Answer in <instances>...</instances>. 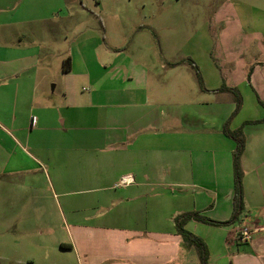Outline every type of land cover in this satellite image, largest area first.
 <instances>
[{
    "label": "crops",
    "instance_id": "crops-1",
    "mask_svg": "<svg viewBox=\"0 0 264 264\" xmlns=\"http://www.w3.org/2000/svg\"><path fill=\"white\" fill-rule=\"evenodd\" d=\"M37 1L0 0V264H200L179 257L173 218L231 217L229 118L245 137L243 209L229 225L185 228L207 244L208 263L264 264V0H232L234 31L211 17L173 60L158 32L163 0L142 2L144 22L112 0L120 22L109 27L84 0ZM109 28L133 32L128 46ZM53 49L64 52L57 70ZM188 59L205 89L182 69ZM223 85L241 95L234 115Z\"/></svg>",
    "mask_w": 264,
    "mask_h": 264
},
{
    "label": "rangeland",
    "instance_id": "rangeland-1",
    "mask_svg": "<svg viewBox=\"0 0 264 264\" xmlns=\"http://www.w3.org/2000/svg\"><path fill=\"white\" fill-rule=\"evenodd\" d=\"M41 1L42 0H38L37 2H41ZM65 1H67V3L70 2L73 3L75 8L79 7V4L74 3L75 2L74 0H65ZM76 1L78 2V0ZM146 1H151V0H129V2L125 0L124 4H120L119 6L122 8V10L124 8H126V10L132 9L134 12H136V17L140 19L141 22H144V17L142 15L141 10H142V2H146ZM163 1H164L163 23L165 27H163L162 29L160 28L158 32L163 38V45H162L163 55L165 56V58L169 60H173L175 59V57L182 56V51L179 49H182L181 47L183 43L187 42V38H189L190 35L194 33V30L196 29L199 30L200 28H202L205 25V22L209 23L208 21H210L211 17H215V19L218 20L220 19L219 17L222 15L224 17L222 19H224L223 21L226 24L225 26H227V29L230 32L234 31L235 19L231 9L232 0H163ZM45 2L49 4L47 8H50L53 5L54 6L57 5L60 2V0H45ZM96 2H98V0H84V3L87 4L89 7H91L98 16V17L96 16V19H94V23L96 22L99 25V23H101L102 21L104 25L106 24L109 27L110 24L112 23L115 24L120 22L114 20V16L112 15L113 13L116 12V8H117L116 6H114V2L112 0H100V5L96 4ZM65 10L72 11L69 8L66 9V7H64L63 10L57 11L58 14L57 12L56 14H54V19H47L45 23L49 25H52L54 23L53 25H55V21L57 20L56 19L57 15L59 16L67 15V11L65 12ZM75 18H76L75 16L71 18H66L67 23L73 22L72 24L74 25L75 23H77ZM123 21L121 22L124 23ZM166 25H169V27H167ZM223 27L222 26L218 27L217 32L221 31ZM109 32L115 33L118 37L117 40H114L112 38L113 42L119 41V39L123 41V44H121L123 47L128 46L130 34L131 35L133 34V32H129V31H125L123 34L121 31H110V28H109ZM223 32H227V30H224ZM154 33L155 32H147L148 37L152 41L156 40V36L154 35ZM119 34H121L120 37L118 36ZM196 34L198 35L199 31H196ZM166 38L169 41V43L176 45V48L173 49L171 46H168V41L166 40ZM58 43L59 44L56 45L54 44V45L60 46L61 48L66 47L65 39L61 38L60 42ZM175 49L177 51V54H174L175 56L173 58H169L168 54L173 52ZM156 51H157V55L160 56V51L158 47L156 48ZM62 53H64L63 49H59V50L53 49V52L50 54L53 69L57 70V67L59 65L58 57ZM182 69L187 71L188 75L190 76V79L192 80L195 79L196 81V73L192 66L187 64L186 67H182ZM60 201L61 202L63 201L62 197H60ZM87 214L91 215L90 212H88ZM164 225H168V226L170 225V221L169 220L167 221L166 218L164 220ZM175 234L178 236L177 238L179 240V244L174 243V245L177 247L179 246V248L181 249V253L179 257H181L182 259H187L188 262H194V263L198 262L196 247L194 245H188L181 237V235L178 234L177 232ZM166 246H168L167 248H173V244L170 245L165 243V247ZM53 259L58 260L59 258H53ZM226 263L227 261L224 258H220L219 256H212L211 258H209V264H226Z\"/></svg>",
    "mask_w": 264,
    "mask_h": 264
},
{
    "label": "trees",
    "instance_id": "trees-1",
    "mask_svg": "<svg viewBox=\"0 0 264 264\" xmlns=\"http://www.w3.org/2000/svg\"><path fill=\"white\" fill-rule=\"evenodd\" d=\"M188 61L195 70L199 86L202 89H205V87L203 86V82L198 66L193 60L188 59ZM68 67H69V59H66L63 69L67 71ZM217 90L230 91L234 95L236 101V106L232 113V115H234L239 110L242 102V98L239 91L234 87H227L224 85L219 87ZM229 120L230 118L224 123L223 132L227 136L234 139L236 142L235 149L233 150L234 194H233V210L231 217L228 220L218 221L211 219L205 215H202L197 211H188L177 214L173 218L176 232L181 235V237L188 245H194L196 247L200 264H209L207 244L204 242V240L201 237L186 229L185 223L190 219H195L197 221H201L213 225H219V226L229 225L237 220L244 206L243 184H242L243 172H242L240 160L245 145V137L243 135L241 127H238L236 129L229 128Z\"/></svg>",
    "mask_w": 264,
    "mask_h": 264
},
{
    "label": "built area",
    "instance_id": "built-area-1",
    "mask_svg": "<svg viewBox=\"0 0 264 264\" xmlns=\"http://www.w3.org/2000/svg\"><path fill=\"white\" fill-rule=\"evenodd\" d=\"M239 234L241 235L242 239H247L249 237L250 230L248 229V227L243 226L239 229Z\"/></svg>",
    "mask_w": 264,
    "mask_h": 264
}]
</instances>
